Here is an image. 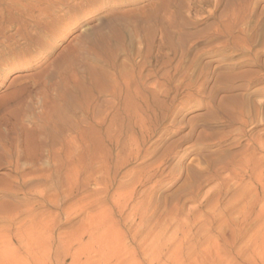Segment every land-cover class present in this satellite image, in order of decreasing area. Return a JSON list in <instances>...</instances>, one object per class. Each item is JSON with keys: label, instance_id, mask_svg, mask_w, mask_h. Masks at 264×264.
I'll use <instances>...</instances> for the list:
<instances>
[{"label": "rangeland", "instance_id": "1", "mask_svg": "<svg viewBox=\"0 0 264 264\" xmlns=\"http://www.w3.org/2000/svg\"><path fill=\"white\" fill-rule=\"evenodd\" d=\"M0 264H264V0H0Z\"/></svg>", "mask_w": 264, "mask_h": 264}, {"label": "bare ground", "instance_id": "2", "mask_svg": "<svg viewBox=\"0 0 264 264\" xmlns=\"http://www.w3.org/2000/svg\"><path fill=\"white\" fill-rule=\"evenodd\" d=\"M65 95H67V94H65ZM67 99V98H66Z\"/></svg>", "mask_w": 264, "mask_h": 264}]
</instances>
